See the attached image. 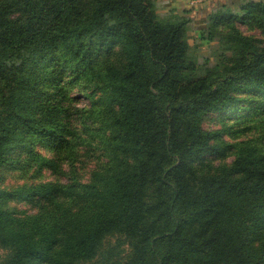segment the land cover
Returning a JSON list of instances; mask_svg holds the SVG:
<instances>
[{"label": "trees", "instance_id": "16d2710c", "mask_svg": "<svg viewBox=\"0 0 264 264\" xmlns=\"http://www.w3.org/2000/svg\"><path fill=\"white\" fill-rule=\"evenodd\" d=\"M188 23L0 0V264H264V2Z\"/></svg>", "mask_w": 264, "mask_h": 264}, {"label": "rangeland", "instance_id": "374dc122", "mask_svg": "<svg viewBox=\"0 0 264 264\" xmlns=\"http://www.w3.org/2000/svg\"><path fill=\"white\" fill-rule=\"evenodd\" d=\"M263 1L264 0H257ZM156 10L160 16H177L188 18V35L191 44V52L201 62L205 58L213 60L216 56L218 45L216 42L209 43L207 39L201 38L202 32L207 33V28L210 25V17L219 14L220 12L240 13V5L242 0H155ZM241 31L247 35H255L260 37V32L249 30L247 26L240 24ZM217 40V39H214ZM82 106L84 104H81ZM80 105V106H81ZM205 127L217 128L215 122H208ZM85 171L91 169L93 162H86ZM83 170V169H82ZM83 170V172L85 173ZM56 176L49 171L46 172L45 180L55 179ZM65 179V178H63Z\"/></svg>", "mask_w": 264, "mask_h": 264}]
</instances>
